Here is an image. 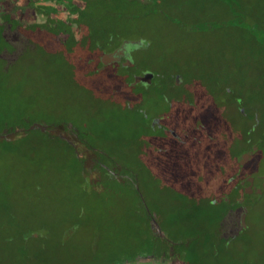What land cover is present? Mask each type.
I'll list each match as a JSON object with an SVG mask.
<instances>
[{
	"label": "rangeland",
	"instance_id": "374dc122",
	"mask_svg": "<svg viewBox=\"0 0 264 264\" xmlns=\"http://www.w3.org/2000/svg\"><path fill=\"white\" fill-rule=\"evenodd\" d=\"M31 4L33 13L21 10L18 26L0 37V129L27 121L49 124L50 132L29 124L15 141L0 140V264H111L148 251L150 226L131 185L134 174L145 206L169 218L180 204L177 193L199 180L184 173L190 147L169 130L186 135L192 124L203 123L206 135L219 134L227 145L226 152L205 141L208 160L218 153L216 166L221 158L238 165L239 179L264 173V0ZM91 12L104 26L98 32L72 37L51 30L62 24L74 33L77 26L65 17ZM119 43L134 49L130 62L100 60ZM138 68L151 73L149 81L130 80ZM172 78L175 87L168 84ZM252 106L263 113L253 129L258 145L239 162L240 130L252 121L237 111ZM50 133L77 142L83 170ZM207 175L210 193L222 188L213 170ZM246 192L236 208L253 204L234 257L264 264V189L258 196Z\"/></svg>",
	"mask_w": 264,
	"mask_h": 264
},
{
	"label": "trees",
	"instance_id": "16d2710c",
	"mask_svg": "<svg viewBox=\"0 0 264 264\" xmlns=\"http://www.w3.org/2000/svg\"><path fill=\"white\" fill-rule=\"evenodd\" d=\"M45 7L49 8V5L45 4ZM64 9H66V6ZM65 18H67V23L69 25L71 24L73 28L77 26V31H74V33L67 31V33L65 32V29H62L63 25L60 24L58 26L53 25L51 28L53 33L60 32L61 36L66 34L69 36L73 35L72 37H74L75 34L78 36L85 31H92V29L95 32H98L104 27L101 26L102 23H98V19L92 15V12L87 15H85V13L79 15L69 14ZM34 19V23L37 24V17L35 16ZM6 34L7 33L0 32V37L5 36ZM93 37H96L95 34ZM100 52L101 51L99 50L98 54ZM132 79L133 76H131L130 80ZM168 84L170 86H176V82L173 78ZM254 110H256V108L252 106L250 111H237L238 117H246L248 124L252 121L248 126H244L240 130L243 146L237 151V155H234L235 157L237 156V159L242 150L256 142V138H253V129H258L260 126V123L256 121V118L260 117V114L263 116V113L261 112L256 115V111ZM29 124L30 122L27 121H22L21 125L16 124V126L15 123H9L3 129H0V134H6L7 132H10V134L8 133L9 135L6 134L3 136L0 135V140L4 143L15 141L16 138H13L14 135L18 134V136H20V129L24 130V127ZM156 125L159 124L157 123ZM192 125L194 129L197 130V134L194 133L195 130L193 128L188 129L186 135H182L176 130L174 131L175 133H173V130L168 131L169 135L175 137L181 146L184 148L190 147V153L187 155L188 157L190 155L188 159L190 162L187 167L183 168L184 173H186L187 176L196 174L199 177V180L197 181L190 179L189 184L185 185L183 193H177L176 199L179 200L180 204H178L174 217L169 218V216L163 213L164 210L160 208H158L157 213L154 214L153 210L145 206L146 203L143 202L144 196L138 183V176L137 174H134V180L132 179L131 185L138 199L144 204V211L150 226V238L148 239V242L150 241L151 243V247L148 251L140 252L139 254L137 253L135 256L149 255L156 258H163L164 261L169 262L181 261L183 264H243L242 260H236L233 252L235 242L238 240L242 241V225L239 219L242 207L241 210L238 211L236 206L238 203L237 200L242 197L245 192L243 191L244 187L241 183L242 179H239L241 177L238 171L239 167L238 165L234 166L227 164L228 162L223 160V158L220 160L221 165L216 166L214 163L217 161L216 154L218 153H213V160H208V156L203 151L205 141L213 142L214 140V143H216L217 146L226 148V152L227 145L224 144L223 141H220L219 134L215 135L209 133L206 135L203 132V123L197 122ZM47 126L48 128L44 131L37 126L35 128L41 130L42 134L45 135V132H50V125L47 124ZM84 130L85 128H80V135L82 137L85 133ZM261 131L262 137L264 138V125H261ZM50 139H52L51 142H65L64 144L71 149L74 157L82 162L80 170L84 169V158L80 155L77 142L73 143L70 138L64 137L61 134H51ZM258 141L261 142L262 139L260 138ZM194 145H196V147H193ZM257 145L258 143L256 142V146ZM199 146L200 151L197 154H193L197 151V147ZM191 148H193V150H191ZM97 164L104 166L103 163L98 161ZM102 169L106 171L107 168L103 167ZM210 170L214 171V176L216 178L214 183H219L222 187L213 193H210L208 190V179L206 178L208 176L207 173ZM201 191L204 192L205 196L201 194ZM235 194L238 196L236 197ZM259 194H255V196H258ZM252 204L253 202L250 201V208ZM152 217L158 221L163 232L162 235L153 230L151 222ZM125 259H127V257L116 260L111 264H118Z\"/></svg>",
	"mask_w": 264,
	"mask_h": 264
},
{
	"label": "flooded vegetation",
	"instance_id": "af4514ba",
	"mask_svg": "<svg viewBox=\"0 0 264 264\" xmlns=\"http://www.w3.org/2000/svg\"><path fill=\"white\" fill-rule=\"evenodd\" d=\"M36 3V0H0V32L1 33H8L9 28L13 25H17L20 23V11L22 10L23 16L27 15L29 13L30 15L33 13L32 7L29 5H32L31 2ZM45 7V4L42 5ZM8 29V30H7ZM109 53H118L121 52L123 55L131 59L132 52H134V49L132 47H129L126 45V43H119L118 45H115ZM111 60H119V59H111ZM121 61V60H119ZM122 62V61H121ZM130 62V60L128 61ZM123 63V62H122ZM138 71H134V73L140 72L144 70L146 73H148L143 68H138ZM133 80V79H132ZM155 121L158 123L159 119L157 117H154ZM159 124V123H158ZM251 154V153H250ZM249 154V156H250ZM248 156V157H249ZM247 157V158H248ZM264 174V173H262ZM257 175L249 174L247 176H244L241 180V183L243 184V187H245L244 192H250L253 194H259L257 188H260L261 182L256 178ZM246 192V193H247ZM246 207V213L248 211V206L244 205ZM243 211V208L241 212Z\"/></svg>",
	"mask_w": 264,
	"mask_h": 264
},
{
	"label": "water",
	"instance_id": "95a60500",
	"mask_svg": "<svg viewBox=\"0 0 264 264\" xmlns=\"http://www.w3.org/2000/svg\"><path fill=\"white\" fill-rule=\"evenodd\" d=\"M111 59H119L123 63H127L130 60L128 57L123 55L121 52H118V53H115V54L114 53H109V52H104V53H102L101 58H100L101 61H108V60H111ZM150 77H151V73L150 72L146 73L144 70H142L140 72L134 73L132 81L133 82H137L139 80L149 81ZM36 126L41 128L42 130H46L48 128L47 125H45V124H43L41 122H32L29 125L30 128H34ZM0 135L3 136V135H6V134L2 133ZM255 147H256V144L252 143L248 148L242 150L239 153V155H238L239 160L241 162H243L249 156V154L254 151ZM256 178L261 182L262 186L260 188H257V190L259 192H261L264 189V174L257 175ZM245 214H246V207L243 209V211L240 214L241 223H244ZM151 221H152L153 230L156 231L157 233H159L160 235H162L163 232H162V230L160 228V225H159L158 221L154 217H152Z\"/></svg>",
	"mask_w": 264,
	"mask_h": 264
},
{
	"label": "built area",
	"instance_id": "2783aa9c",
	"mask_svg": "<svg viewBox=\"0 0 264 264\" xmlns=\"http://www.w3.org/2000/svg\"><path fill=\"white\" fill-rule=\"evenodd\" d=\"M122 264H168V263L157 261V259H151V258L148 259L144 257L136 258L135 257V258H130V259L122 261Z\"/></svg>",
	"mask_w": 264,
	"mask_h": 264
},
{
	"label": "crops",
	"instance_id": "0c3cea01",
	"mask_svg": "<svg viewBox=\"0 0 264 264\" xmlns=\"http://www.w3.org/2000/svg\"><path fill=\"white\" fill-rule=\"evenodd\" d=\"M118 45V44H117ZM134 71V70H133ZM152 222V221H151ZM134 257H136V258H138V257H144V258H151V259H155L156 257H154V256H149V255H137V256H134ZM131 257H129L128 259H130ZM125 260H127V259H125ZM124 261V260H123ZM158 261H160V262H165L164 260H163V258H158ZM173 262V261H172ZM178 263L179 264H183L181 261H178ZM172 264V263H171ZM174 264H177V263H174Z\"/></svg>",
	"mask_w": 264,
	"mask_h": 264
}]
</instances>
